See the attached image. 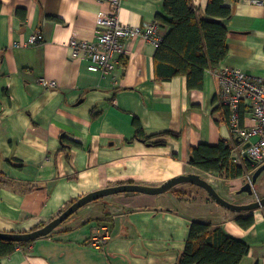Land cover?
I'll return each mask as SVG.
<instances>
[{"label":"crops","instance_id":"1","mask_svg":"<svg viewBox=\"0 0 264 264\" xmlns=\"http://www.w3.org/2000/svg\"><path fill=\"white\" fill-rule=\"evenodd\" d=\"M164 2L123 0L120 18L144 25L157 20ZM224 2L233 16L217 20L229 31L228 56L218 69L264 77V0ZM208 3L195 0L201 17L208 18ZM110 8L105 0H0V232L32 231L96 190L160 186L188 174L206 179L228 201L264 197V173L251 196L238 193L249 176L227 181L190 164L193 147L233 142L219 110L215 70L206 71L201 91L190 92L184 76L159 83L158 46L142 38L127 41L126 54L108 75L91 72L86 59H71L68 43L95 41L98 15ZM169 31L159 28L162 38ZM37 32L44 41L27 45ZM136 119L147 137L179 138H157L167 145L149 146L135 139ZM243 124H253L247 111ZM224 182L225 195L217 186ZM239 214L209 194L197 200L173 191L112 195L82 207L50 236L17 247L2 264H176L193 220L247 242L250 252L240 264H264V209L253 212L249 229L236 223ZM101 233L108 234L106 245L90 246Z\"/></svg>","mask_w":264,"mask_h":264},{"label":"trees","instance_id":"2","mask_svg":"<svg viewBox=\"0 0 264 264\" xmlns=\"http://www.w3.org/2000/svg\"><path fill=\"white\" fill-rule=\"evenodd\" d=\"M164 1V10L158 14L157 20L161 26H169L170 31L158 45L155 54L156 81L170 82L176 77L184 76L190 92L201 91L206 71L218 69L228 56L229 31L224 23L217 20L231 18L233 10L225 6L224 0H209L206 10L208 18H205L200 16L195 0ZM124 68L126 70V63ZM219 110L230 127L229 109ZM134 124L135 139L152 147L167 145L164 140L154 141L157 138H179L175 133L147 137L140 121L136 119ZM233 151V142L227 139H222L217 145L200 144L192 148L190 164L202 172L227 181L252 176L257 168L251 159L236 163ZM1 156L0 151V158ZM0 175L3 176L2 173ZM0 184H5L1 177ZM171 191L178 196L185 195L184 191L176 188ZM235 221L243 229H249L255 224V217L253 212H245L239 214ZM44 225L46 224L39 227ZM32 242L15 243L0 239V264L4 258L14 254L17 247ZM249 252L247 242L231 236L222 227H213L203 220H193L186 248L176 264H240Z\"/></svg>","mask_w":264,"mask_h":264},{"label":"built area","instance_id":"3","mask_svg":"<svg viewBox=\"0 0 264 264\" xmlns=\"http://www.w3.org/2000/svg\"><path fill=\"white\" fill-rule=\"evenodd\" d=\"M110 5L108 12L98 15V35L95 41L87 42L72 39L68 43L71 59H86L91 72L108 75L117 70L119 57L127 52L126 43L131 39L142 38L157 46L163 38L159 34L161 26L158 20L147 22L141 26H131L122 22L120 8L123 0H105ZM261 4L263 0H254ZM44 41L41 32L31 36L27 45H35ZM219 79L217 94L221 109L230 111V131L233 136V156L236 163L245 159V154L255 167L264 165V77H253L237 68H223L214 71ZM44 84L55 86L54 82L43 81ZM248 112L251 126L242 125V115ZM239 140L240 142H237ZM251 146L244 149L246 143ZM252 177V176H251ZM249 176L248 179L251 180ZM108 234L94 236L89 245L101 248L106 245Z\"/></svg>","mask_w":264,"mask_h":264},{"label":"water","instance_id":"4","mask_svg":"<svg viewBox=\"0 0 264 264\" xmlns=\"http://www.w3.org/2000/svg\"><path fill=\"white\" fill-rule=\"evenodd\" d=\"M237 142H240L237 140ZM251 144L248 142L244 146V149H248ZM245 159L250 160L247 154H245ZM264 173V165L259 167L255 173L252 175L251 180H249L239 191V194L255 195V186L258 182L259 177ZM181 184H192L204 189L209 196L222 207L236 213L245 212H255L256 210L264 208V197L257 199L255 202L248 204H233L224 197H222L216 188L208 182L206 179L198 174H188L181 175L172 178L160 186H147L134 183L122 184L117 186H112L100 190H96L88 193L87 195L76 200L72 205H70L65 211L60 215L52 219L49 223L43 227L36 228L30 232L24 233H5L0 232V239L8 240L15 243H25L36 241L40 238H44L52 234L57 228H59L65 221H67L71 216L78 212L82 207L95 202L99 199L122 194V193H140L147 195H160L167 193L178 185Z\"/></svg>","mask_w":264,"mask_h":264},{"label":"rangeland","instance_id":"5","mask_svg":"<svg viewBox=\"0 0 264 264\" xmlns=\"http://www.w3.org/2000/svg\"><path fill=\"white\" fill-rule=\"evenodd\" d=\"M202 174H204V177H205V173H202ZM249 181V180H248ZM247 181V182H248ZM182 185H184V184H181V185H178L177 187H176V189H183V191L185 192V195H181V196H190V198H193V199H195V200H197V199H199V198H201V197H208V194H207V192L204 190V189H202V188H200V187H198V186H185L184 188H180ZM189 185H191V184H189ZM222 185H224V186H222ZM226 184H225V182L224 183H222V184H220V185H217L218 186V188H219V190H220V192H221V194H226V192L227 191H225V189L227 190V186H225ZM256 188H257V185H256V187H255V190H256ZM219 192V191H218ZM264 196V195H263ZM109 197V196H108ZM261 198H263V197H261ZM260 198V199H261ZM104 199H106V197L105 198H102V199H99V200H97V201H103ZM257 199H259V197H254L253 199H249V198H246V197H234V198H232V200L230 201L231 203H233V204H248V203H251V202H255ZM97 201H95V202H97ZM92 203H94V202H92ZM44 224H47V223H44ZM40 226V225H39ZM38 226V227H39ZM38 227H36V228H38ZM35 228V229H36ZM34 230V229H33ZM30 232V231H29Z\"/></svg>","mask_w":264,"mask_h":264}]
</instances>
